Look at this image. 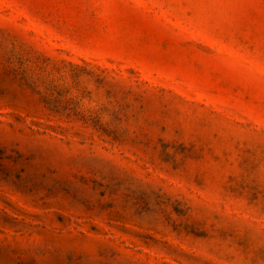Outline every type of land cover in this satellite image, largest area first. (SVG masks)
Wrapping results in <instances>:
<instances>
[{"label":"rangeland","instance_id":"374dc122","mask_svg":"<svg viewBox=\"0 0 264 264\" xmlns=\"http://www.w3.org/2000/svg\"><path fill=\"white\" fill-rule=\"evenodd\" d=\"M0 264H264V0H0Z\"/></svg>","mask_w":264,"mask_h":264}]
</instances>
